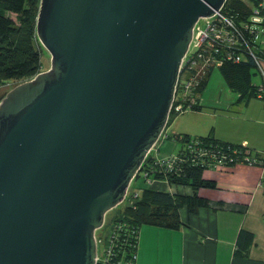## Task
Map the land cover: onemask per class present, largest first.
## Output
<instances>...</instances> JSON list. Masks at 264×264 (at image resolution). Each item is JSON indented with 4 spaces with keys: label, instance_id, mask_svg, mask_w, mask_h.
<instances>
[{
    "label": "water",
    "instance_id": "obj_1",
    "mask_svg": "<svg viewBox=\"0 0 264 264\" xmlns=\"http://www.w3.org/2000/svg\"><path fill=\"white\" fill-rule=\"evenodd\" d=\"M226 0H40L48 69L0 99V264H97L95 231L166 127Z\"/></svg>",
    "mask_w": 264,
    "mask_h": 264
},
{
    "label": "trees",
    "instance_id": "obj_2",
    "mask_svg": "<svg viewBox=\"0 0 264 264\" xmlns=\"http://www.w3.org/2000/svg\"><path fill=\"white\" fill-rule=\"evenodd\" d=\"M39 1L0 0V83L29 79L42 71L45 49L36 36L35 28ZM259 2L261 0H226L223 12L244 31L246 23L252 24L250 17L254 6ZM247 34L249 43L252 44V35L248 31ZM254 51L260 56L264 53V48ZM196 63L185 66L181 74V80L191 82L188 94L179 100L183 107L181 112L201 109L198 97L214 68L220 71L231 90L241 95L255 96L258 83H253L251 77L256 65L253 57L246 51L240 54L238 61L224 60L218 66H203L199 59ZM179 113L170 111L166 126ZM166 137L179 143L176 154L169 157H153L150 152L147 154L140 172L133 179H136V186L131 187L130 184L122 201L123 205L109 219V231L101 254H98L97 264H126L131 260L135 256L137 232L141 225L176 229L182 224L179 216L182 207L188 213H194L200 207L209 206V200L199 195L198 190L203 187L215 188L217 184L214 180L202 177L205 169L213 168L219 162L228 167L249 162L264 164V158L246 145L220 141L211 133L191 136L175 132L166 134ZM140 177L143 183L138 182ZM153 180L188 186L191 191L167 192L144 186ZM242 233L243 231L239 235Z\"/></svg>",
    "mask_w": 264,
    "mask_h": 264
},
{
    "label": "crops",
    "instance_id": "obj_3",
    "mask_svg": "<svg viewBox=\"0 0 264 264\" xmlns=\"http://www.w3.org/2000/svg\"><path fill=\"white\" fill-rule=\"evenodd\" d=\"M198 103L201 109L185 110L183 116L186 123L195 119L198 125L176 126L175 120L173 130L191 136L211 133L220 141L246 145L264 158V98L231 90L214 68ZM209 116L213 118L208 122ZM166 128L150 151L153 157L172 156L179 148L173 140L166 143ZM202 177L217 184L198 190L209 206L194 213L182 207V224L176 229L141 225L134 264H264V164L215 166L205 169ZM144 186L167 192L191 191L188 186L165 180L149 181Z\"/></svg>",
    "mask_w": 264,
    "mask_h": 264
},
{
    "label": "built area",
    "instance_id": "obj_4",
    "mask_svg": "<svg viewBox=\"0 0 264 264\" xmlns=\"http://www.w3.org/2000/svg\"><path fill=\"white\" fill-rule=\"evenodd\" d=\"M250 19L252 24L246 23L243 28L244 31L231 18L224 14L223 8L215 11L212 16L198 19L193 29L189 49L183 59L182 70L171 106L172 112L179 113L182 111L183 107L179 100L189 92L190 80H181V74L185 66L188 64L190 66L196 65L198 59L202 61L203 66L206 64L218 66L224 60L235 59V61H238L240 54L245 51L253 57L256 71L261 77V82L258 83L255 96L264 98V53L257 56L254 51V49L264 48V25L261 26L264 19V6L262 2L254 6ZM247 31L252 35V44H250L251 42L249 43ZM184 80H186L185 77ZM216 166L224 165L219 162ZM134 258L135 256H132V259L126 264H134Z\"/></svg>",
    "mask_w": 264,
    "mask_h": 264
},
{
    "label": "rangeland",
    "instance_id": "obj_5",
    "mask_svg": "<svg viewBox=\"0 0 264 264\" xmlns=\"http://www.w3.org/2000/svg\"><path fill=\"white\" fill-rule=\"evenodd\" d=\"M243 1H245V2H248V0H243ZM262 2V4H263V6H264V0H262L261 1ZM41 44V43H40ZM42 46V45H41ZM43 47V46H42ZM44 48V47H43ZM45 49V48H44ZM191 50H193V48H191ZM49 65H50V55H49V53L45 50V52L43 53V55H42V71H43V69H48V67H49ZM252 80L255 82V83H259V82H261V77H260V75H259V73H253L252 74ZM23 80H9L8 82H6V83H0V99L5 95V93L10 89V88H12L14 85H16V84H18V83H20V82H22ZM185 112H187V111H184V112H182L183 114H180V115H178V117H175L174 119H172L171 120V122L167 125V128H166V130L167 131H165V133L167 132V134H170V133H175V132H177V130H173V127H175V124H173V122L176 120V126L178 125V124H181L182 125V127H184V126H190L191 124L192 125H198V121H196L195 119H193V121L194 122H191L190 121V123L188 122V123H186L187 122V120H185L184 119V115H186L185 114ZM205 118H206V116L205 115H201V118L200 119H203V120H205ZM208 119V122L209 121H211L210 119H212L213 117H207ZM165 140H167L166 141V143H169V142H172L171 141V139H165ZM173 142H175V144H177L178 146H179V143H177L176 141H173ZM165 143V144H166ZM177 146V147H178ZM136 179L135 180H133L130 184H131V187H134V186H136ZM141 181V183H143V181H142V179H141V177L139 178V181L138 182H140ZM130 186V185H129ZM130 187H128V189H129ZM128 191V190H127ZM123 203L124 202H121V204H118L117 206H115L114 208H112V209H110L106 214H105V218H104V222H103V225L99 228V229H97L96 231H95V237H96V243H97V255L99 254H101V250H102V248H103V243H104V240H105V238H106V236H107V233H108V231H109V225H110V221H109V219L110 218H112V216L119 210V208L123 205ZM107 223H108V225H107ZM107 225V226H106Z\"/></svg>",
    "mask_w": 264,
    "mask_h": 264
}]
</instances>
